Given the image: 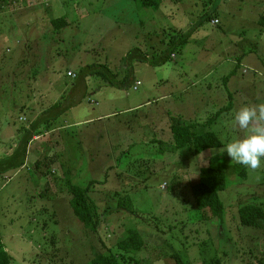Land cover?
<instances>
[{
	"label": "rangeland",
	"instance_id": "374dc122",
	"mask_svg": "<svg viewBox=\"0 0 264 264\" xmlns=\"http://www.w3.org/2000/svg\"><path fill=\"white\" fill-rule=\"evenodd\" d=\"M162 1L165 16L135 0H6L0 8V147L10 143L2 135L8 123L25 125L35 117L33 106L68 100L74 82L68 70L106 64L116 73L125 71L122 57L133 48L162 51L163 36L155 31L181 28L192 35L161 67L134 63L142 82L138 90L110 87L93 77L81 104L52 122L67 128L73 145L60 143V135L53 145L60 156L50 164L48 178L39 176L46 168L38 169L30 157L23 169L0 175V248L13 251L12 264H87L116 250L128 229L146 242L132 254L142 264H176L173 253L186 264L264 260V232L239 223L243 207L264 208V158L260 169L245 167L242 177L233 169L238 163L220 151L243 135L232 125L235 111L264 103V28L258 24L264 0ZM48 11L73 23L62 35L54 30L39 39L44 34L39 20L46 12L50 17ZM213 11L212 21L219 15L221 25L218 19L216 26L202 21ZM58 58L69 61V69ZM50 76L55 79H40ZM237 82L243 92L229 100ZM24 104L34 110L27 122L18 118ZM175 118L197 123L198 133L216 134L222 147L196 157L188 148L169 150ZM49 154L45 147L40 158ZM211 163L227 169V189L220 193L222 225L210 211L197 209L191 192ZM65 171L80 187L96 182L91 198L103 221L98 234L87 232L73 214ZM116 192L125 208L118 206Z\"/></svg>",
	"mask_w": 264,
	"mask_h": 264
},
{
	"label": "trees",
	"instance_id": "16d2710c",
	"mask_svg": "<svg viewBox=\"0 0 264 264\" xmlns=\"http://www.w3.org/2000/svg\"><path fill=\"white\" fill-rule=\"evenodd\" d=\"M5 2L6 0H0V8H2V5ZM135 2L139 7L152 8L155 12L163 6L162 0H135ZM214 13L216 12L213 11L211 14L204 16L202 21H212L211 19ZM258 24L264 28V16L259 19ZM51 25L55 31L61 32L69 26V23L65 17H61L51 19ZM154 35L163 36L160 40V45H163L161 47L162 51L151 54L143 48H133L122 58L127 67L125 68V71H118L116 73L106 64L86 65L82 67L73 82V97L80 96L84 88L87 90L86 80L89 77H98L105 85L110 87L128 89L134 86L136 83L134 63H144L154 68L161 67L170 62L174 58V55L181 51L182 48L190 42L192 36L191 31L184 33L182 30L179 31L177 29H171L168 31L162 30L159 32L155 31ZM166 36H168V41L165 38ZM13 56L15 55L13 54ZM5 57L6 56H4V58ZM119 74H123V77L118 79ZM81 102L82 101L77 105H68L66 100L64 102L59 101L48 107V109L43 111L34 121L26 120V122L28 121L27 124L30 123V125L28 129H24L23 131V139L20 147H18L10 157L3 160L0 159V175L9 171L20 170L26 162L28 145L34 136L41 135V128H43L45 132L49 131L53 126L52 122L56 118H59L75 106H78ZM22 110L24 109H20L21 113ZM197 127V123H186L181 118L171 120L169 131L172 135L171 138L173 145L170 146L169 150L176 152L188 148L189 155L196 157L209 149L222 147L223 144L216 134L211 132L198 133ZM59 156L60 154H57V156L54 157L52 156L51 158L46 156L42 161L39 160L36 164L37 168L41 170L46 168V170L38 173L39 176L42 175L48 178L52 174L49 166L50 164L52 165L56 163L57 160H55V158H58ZM62 166L63 169H65L64 165ZM233 169L242 177L246 175V168L241 164L234 165ZM64 175V183L67 192L72 197L70 204L73 214L84 225L87 232L98 234L103 221L98 215V208L95 201L91 198L92 187L96 182L90 181L85 187H80L72 182L70 177L71 171H65ZM227 183L226 166L223 164L211 163L209 166L201 169L200 181L193 184L191 187L192 197L197 209L200 211H210L213 216L220 218L219 221L221 225L224 223L225 207L220 199V193L227 189ZM49 186L50 183L48 184V187ZM114 196L119 197L118 206L120 208H125L126 203L124 198L121 197V193L116 192V195L114 194ZM239 215V223L241 226L262 230L264 232L263 207L247 205L239 211ZM145 245L146 242L144 238L137 230L128 229L127 236L118 241L114 247L116 250L111 249L110 254H97L87 264H128L129 262L142 264V261L135 259L132 254L134 252L142 251ZM170 257L176 264H186L178 253H173ZM12 261V257L5 251L3 245H1L0 264H12ZM215 262L216 261L211 260L210 262L205 261L203 264H211ZM259 264H264V260H259Z\"/></svg>",
	"mask_w": 264,
	"mask_h": 264
},
{
	"label": "crops",
	"instance_id": "0c3cea01",
	"mask_svg": "<svg viewBox=\"0 0 264 264\" xmlns=\"http://www.w3.org/2000/svg\"><path fill=\"white\" fill-rule=\"evenodd\" d=\"M53 3V2H52ZM162 8H160L159 10H161ZM49 13H50V17H49V14L46 12L45 14H44V17H42V19L43 20H39L40 21V25H39V28H43V33L44 34H38V37H39V39H42V38H44L45 36H48V38L49 37H51V34L54 32V29H53V27H52V25H51V19H52V17H53V19L55 18H61V17H55L54 16V14L55 13H51L50 11H48ZM161 12H162V15L163 16H165V14H164V11L163 10H161ZM217 13V12H216ZM218 16V20L220 21V25L222 24V21H221V18H220V16L219 15H217ZM213 19V18H212ZM211 19V20H212ZM66 20H67V22L69 23V26L68 27H70L71 26V24L73 23V22H71L69 19H67L66 18ZM48 22H50V24L48 23ZM67 27V28H68ZM67 28H65L64 30H62L63 32L67 29ZM178 30V29H177ZM180 30H182L181 28L179 29V31ZM57 32V35L59 36V35H62L63 34V32ZM190 31V30H189ZM63 39V38H62ZM182 51V50H181ZM128 52H126L125 54H124V56L123 57H125L126 56V54H127ZM122 57V58H123ZM176 57V55H174V58ZM59 59V58H58ZM54 60H55V58H54ZM53 62V61H52ZM65 64V66H66V69H69V61L68 62H66V61H64V60H60L59 59V64ZM138 63V62H137ZM84 67V66H83ZM71 72H73L74 74H72ZM79 72V71H78ZM78 72H76V71H72V70H68L67 71V75L69 76V74H72V75H75V76H77V74H78ZM134 73H135V71H134ZM69 77H71V76H69ZM36 79H37V77H35ZM73 78V77H72ZM76 78V77H75ZM75 78H73V79H75ZM92 78L93 77H89V78H87V80H86V85H87V90L84 88L83 90H82V92H81V94H80V96H74L73 97V84L71 85V88L70 89H68V91L66 92V94H68L69 93V96L67 97L68 98V100L66 101V103L68 104V105H77L80 101H82L83 100V97H85L86 96V94H87V91H88V86H89V83H90V81L92 80ZM40 79H42V80H47V82H49L50 81V79H55V77L54 76H50V77H40ZM230 79H232V78H230ZM235 80H237V79H235ZM141 82L140 80H138L137 78H136V82ZM51 83L53 84V82L51 81ZM142 83V82H141ZM237 84H238V86H235V88H233V91H232V93H229V100H233V97L232 98H230V96H239V92L241 91V92H243V88H241L242 86H241V84H240V82H237ZM37 85H38V82H37ZM49 93V92H48ZM42 96V95H41ZM46 96H48V94H46ZM57 102H59V101H51V103L50 104H47V105H49L48 107H50L52 104H55V103H57ZM233 104V103H232ZM80 105V104H79ZM231 105V104H230ZM29 106H31V105H21V106H18L20 109H24V110H22V113H25V114H27V115H23L22 113L21 114H19V116H18V118H20V117H25V118H27L28 119V113L30 112V111H32V109H29ZM17 107V106H16ZM48 107L46 106V107H44V106H41V104H40V107L39 106H33V108L34 109H36L35 110V117H34V119L32 120V121H34L39 115H41L42 114V112L43 111H45V110H47L48 109ZM77 106H75L74 108H72L71 110H73V109H75ZM104 117H106V116H104ZM17 118V119H18ZM99 119H101L102 118V116H99L98 117ZM13 120V119H12ZM86 122H88V121H84V122H79V123H77V124H81V123H86ZM9 125H7L6 126V128H4L3 129V131H2V135L3 136H5V138H7L8 139V141H10V143L9 144H5V146L4 147H0V159H6V158H8V157H10L12 154H13V152L18 148V147H20V145H21V143H22V139H23V131H24V129H28L29 128V125H30V123L29 124H25V125H18L17 124V122L16 121H13V122H11V123H8ZM53 128H51L49 131H46V132H44L43 134H41V135H39V136H34L33 137V139H32V141L29 143V145H28V151H27V158H26V162H25V165L21 168V169H23L25 166H26V163H27V161H28V157H30V159L31 158H34L35 160H36V163H38L39 162V160H42V159H44L46 156H48L49 158H51L52 156H50L51 154H57L58 153V151H57V149H54L53 150V145H55V146H58V142H60V135L63 137V139H62V141L60 142V143H64L65 144V146L67 145V142L69 143L66 147L68 148V146L69 145H73L72 144V141L69 139V136H68V130H67V128H65V126H56L55 124L52 126ZM58 138V139H57ZM58 141V142H57ZM35 142H38L37 144H35L34 146H33V143H35ZM40 142H42V145H41V143ZM45 147H48V150H49V155H45V156H43V158H40V157H42V149L43 148H45ZM71 150H72V147H71ZM53 151V152H52ZM20 169V170H21ZM17 171H19V170H17ZM5 249V251L6 252H8V254L12 257V259H13V251L10 249V250H8V248H4Z\"/></svg>",
	"mask_w": 264,
	"mask_h": 264
},
{
	"label": "clouds",
	"instance_id": "9594fccd",
	"mask_svg": "<svg viewBox=\"0 0 264 264\" xmlns=\"http://www.w3.org/2000/svg\"><path fill=\"white\" fill-rule=\"evenodd\" d=\"M232 125L243 135L227 143L220 151L226 152L232 162L253 171L260 169L264 158V103L240 107L234 113Z\"/></svg>",
	"mask_w": 264,
	"mask_h": 264
},
{
	"label": "built area",
	"instance_id": "2783aa9c",
	"mask_svg": "<svg viewBox=\"0 0 264 264\" xmlns=\"http://www.w3.org/2000/svg\"><path fill=\"white\" fill-rule=\"evenodd\" d=\"M212 24L216 26V25L219 24V21H218L217 19H215V20L212 21ZM69 76H71V77H75V75H72V74H69ZM141 84H142V83L139 82V81L136 82V83L134 84V86H133V89H134V90H138V87H140ZM19 120L22 121V122H26V118H25V117H20Z\"/></svg>",
	"mask_w": 264,
	"mask_h": 264
}]
</instances>
